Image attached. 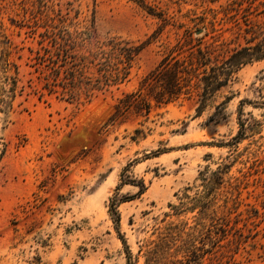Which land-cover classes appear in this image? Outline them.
I'll return each instance as SVG.
<instances>
[{
  "label": "rangeland",
  "instance_id": "rangeland-1",
  "mask_svg": "<svg viewBox=\"0 0 264 264\" xmlns=\"http://www.w3.org/2000/svg\"><path fill=\"white\" fill-rule=\"evenodd\" d=\"M62 24L149 41L126 89L178 40L179 56L200 37L219 58L243 46L263 53L201 113L193 94L142 123L111 121L118 91L76 104L26 86L29 49ZM5 48L19 80L0 103V264H127L126 247L133 264H264V0H0ZM204 175L218 178L215 213L168 215ZM113 196L126 199L120 234Z\"/></svg>",
  "mask_w": 264,
  "mask_h": 264
},
{
  "label": "trees",
  "instance_id": "trees-1",
  "mask_svg": "<svg viewBox=\"0 0 264 264\" xmlns=\"http://www.w3.org/2000/svg\"><path fill=\"white\" fill-rule=\"evenodd\" d=\"M62 21L65 22L64 19ZM188 35L192 41L191 33L188 32ZM202 40V37L197 38L193 45L186 48L187 53L183 56H179L184 47L178 40L152 69L141 76L135 87L126 89L123 86L130 80L138 58L149 41H134L119 35L98 38L86 26L74 25L70 29L62 24L56 29L41 32L38 46L29 49L31 55L27 65L31 69L26 86L38 99L54 96L76 104L90 102L98 93L108 92L114 96L118 91L109 119L111 121L122 115H132L138 123H142L153 109L179 102L193 94L198 102V114L203 111L207 101L235 77L242 65L263 53H254L249 46H243L219 58L208 45L202 44ZM13 68L14 72L11 71ZM18 73V65L9 59L7 49H3L0 54V103L5 100L1 96L2 91L15 96ZM5 84H8V90H5ZM24 88L25 84H22L18 92L22 94ZM239 125L242 128L243 121L240 120ZM134 132V139L145 135L139 127ZM241 133L242 130L225 144L236 142L241 138ZM216 184H219L218 178L204 175L198 186L185 187L179 196V203L169 204L172 212L168 215L177 216L195 209L205 216L215 213L211 207L218 193ZM137 185V193H141L145 186L142 182ZM125 200L116 196L109 198L108 212L118 234V205ZM120 238L126 246L125 239ZM126 257L127 264H133L127 247Z\"/></svg>",
  "mask_w": 264,
  "mask_h": 264
},
{
  "label": "water",
  "instance_id": "water-1",
  "mask_svg": "<svg viewBox=\"0 0 264 264\" xmlns=\"http://www.w3.org/2000/svg\"><path fill=\"white\" fill-rule=\"evenodd\" d=\"M200 32V31H199Z\"/></svg>",
  "mask_w": 264,
  "mask_h": 264
}]
</instances>
